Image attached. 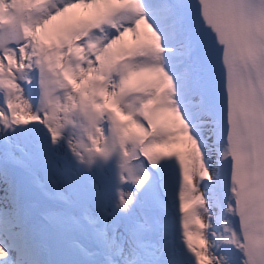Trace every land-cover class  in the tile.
I'll use <instances>...</instances> for the list:
<instances>
[{"label": "snow or ice", "instance_id": "snow-or-ice-1", "mask_svg": "<svg viewBox=\"0 0 264 264\" xmlns=\"http://www.w3.org/2000/svg\"><path fill=\"white\" fill-rule=\"evenodd\" d=\"M0 264H264V0H0Z\"/></svg>", "mask_w": 264, "mask_h": 264}]
</instances>
